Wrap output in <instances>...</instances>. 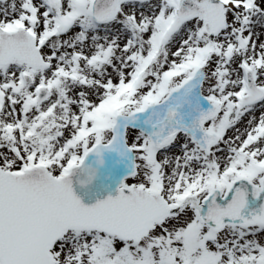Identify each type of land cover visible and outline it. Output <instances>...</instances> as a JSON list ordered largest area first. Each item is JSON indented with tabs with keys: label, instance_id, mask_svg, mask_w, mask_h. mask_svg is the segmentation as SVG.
Returning a JSON list of instances; mask_svg holds the SVG:
<instances>
[{
	"label": "snow or ice",
	"instance_id": "6c2138e0",
	"mask_svg": "<svg viewBox=\"0 0 264 264\" xmlns=\"http://www.w3.org/2000/svg\"><path fill=\"white\" fill-rule=\"evenodd\" d=\"M0 264H264V0H0Z\"/></svg>",
	"mask_w": 264,
	"mask_h": 264
},
{
	"label": "water",
	"instance_id": "95a60500",
	"mask_svg": "<svg viewBox=\"0 0 264 264\" xmlns=\"http://www.w3.org/2000/svg\"><path fill=\"white\" fill-rule=\"evenodd\" d=\"M85 202H88L87 198L85 199Z\"/></svg>",
	"mask_w": 264,
	"mask_h": 264
}]
</instances>
